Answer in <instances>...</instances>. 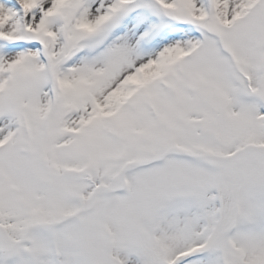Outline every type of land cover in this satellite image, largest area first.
Listing matches in <instances>:
<instances>
[{"label":"snow or ice","instance_id":"6c2138e0","mask_svg":"<svg viewBox=\"0 0 264 264\" xmlns=\"http://www.w3.org/2000/svg\"><path fill=\"white\" fill-rule=\"evenodd\" d=\"M0 264H264V0H0Z\"/></svg>","mask_w":264,"mask_h":264}]
</instances>
